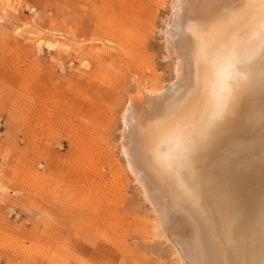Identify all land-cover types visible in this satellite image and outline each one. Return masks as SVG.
<instances>
[{"label": "rangeland", "instance_id": "1", "mask_svg": "<svg viewBox=\"0 0 264 264\" xmlns=\"http://www.w3.org/2000/svg\"><path fill=\"white\" fill-rule=\"evenodd\" d=\"M171 3L0 0V264H180L121 152L176 79Z\"/></svg>", "mask_w": 264, "mask_h": 264}, {"label": "bare ground", "instance_id": "2", "mask_svg": "<svg viewBox=\"0 0 264 264\" xmlns=\"http://www.w3.org/2000/svg\"><path fill=\"white\" fill-rule=\"evenodd\" d=\"M176 79L122 115L121 152L180 264H264V0H172Z\"/></svg>", "mask_w": 264, "mask_h": 264}]
</instances>
